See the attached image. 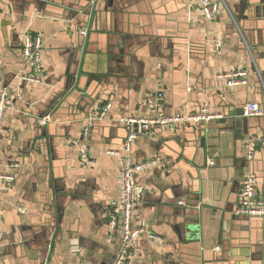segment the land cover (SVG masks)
<instances>
[{
    "label": "crops",
    "instance_id": "1",
    "mask_svg": "<svg viewBox=\"0 0 264 264\" xmlns=\"http://www.w3.org/2000/svg\"><path fill=\"white\" fill-rule=\"evenodd\" d=\"M213 1L220 11L208 21L198 0H0V79L12 87L0 162L15 176L0 184V264L112 263L121 184L120 157L108 151L123 150L120 119L150 115L158 90L165 115L207 105L226 123L156 129L133 144V161H160L137 177L134 212V225L158 238L141 236L126 264H264V218L236 212L248 178L263 189L264 117L235 116L248 103L264 109V0ZM27 34L44 41L41 83L32 87L19 79ZM241 70L246 86L219 78ZM107 102L84 154L87 116ZM205 125L216 129L204 136ZM190 222L195 235L186 233Z\"/></svg>",
    "mask_w": 264,
    "mask_h": 264
},
{
    "label": "built area",
    "instance_id": "2",
    "mask_svg": "<svg viewBox=\"0 0 264 264\" xmlns=\"http://www.w3.org/2000/svg\"><path fill=\"white\" fill-rule=\"evenodd\" d=\"M202 5L204 17L208 21H213L219 14V2L213 0H198ZM24 65L27 71L20 74L21 84L30 87L41 83L42 76V53L44 41L39 35L27 34L23 43ZM216 49L221 48L220 44L215 45ZM249 73L247 70L220 75L219 78L226 81L228 87L246 86L248 84ZM12 87L3 84L0 79V134L3 122L10 109ZM163 98V92L158 90L152 93L147 101L150 108V115L144 117H124L120 122L124 124L127 132L126 142L123 150H109L108 154L120 157V184H121V209L118 216L111 218V235L120 237V248L111 264H126L127 261L137 252V240L148 233L150 239L158 237L149 233L143 225H134L135 209L138 203L136 193L137 177L160 164L156 158H147L143 161L135 162L132 159L133 144L139 137L155 136V130L164 132H174L182 126H200L211 120L221 119L222 114L211 112L207 105L195 113L165 115L158 110V103ZM112 108L111 103L97 105L87 116L83 129V153L87 154L88 142L91 137L93 127L105 119ZM244 116L264 117V109L259 104L248 103L244 108ZM255 140L247 138L244 141V149L247 151V159L253 161L256 156ZM264 156V137L259 143ZM3 163L0 162V184L12 185L15 176L1 171ZM6 168H15V164H7ZM237 214L248 218H264V183L262 191H259V182L253 177L244 183L236 209Z\"/></svg>",
    "mask_w": 264,
    "mask_h": 264
},
{
    "label": "water",
    "instance_id": "3",
    "mask_svg": "<svg viewBox=\"0 0 264 264\" xmlns=\"http://www.w3.org/2000/svg\"><path fill=\"white\" fill-rule=\"evenodd\" d=\"M78 75V74H77ZM81 69H80V73H79V78H77V80H75V82H81ZM78 82H77V84H76V86H78ZM78 88L81 90V87L80 86H78ZM58 106V104L56 105V107ZM53 111V110H52ZM52 115V114H51ZM244 115V109H239V110H237L236 111V114H235V116H236V118H241L242 116ZM225 118L226 117H224V115H223V117L220 119V120H215V121H217L218 123H226V121H225ZM51 121V120H50ZM40 124V123H39ZM210 124V123H209ZM216 128L214 127V126H211V125H209V127L208 126H204V130H203V133H204V136H206L207 135V133H206V131H212V130H215ZM264 136H262V138H263ZM262 138L260 139V141L262 140ZM202 145H203V147L205 148V138L202 140ZM205 150V149H204ZM207 154H208V150H207ZM246 156H247V154H246ZM211 159H213V157H207V161H206V166L207 167H209L210 165H212L211 164V162H210V160ZM182 200L180 201L179 200V202H178V204L179 205H182ZM197 226H198V223H196V222H190V224L187 226V228H186V233H189V234H193V235H195L196 234V232H198V230H197ZM187 235V234H186ZM50 245V244H49Z\"/></svg>",
    "mask_w": 264,
    "mask_h": 264
}]
</instances>
